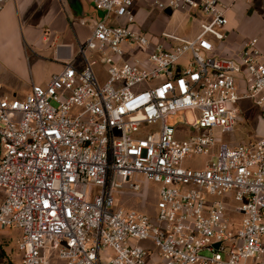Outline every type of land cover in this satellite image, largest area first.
Returning a JSON list of instances; mask_svg holds the SVG:
<instances>
[{
	"label": "built area",
	"instance_id": "2783aa9c",
	"mask_svg": "<svg viewBox=\"0 0 264 264\" xmlns=\"http://www.w3.org/2000/svg\"><path fill=\"white\" fill-rule=\"evenodd\" d=\"M90 1L104 14L75 57L23 99L0 87V228L20 231L21 264H264V50L229 46L234 0ZM140 2L200 11L198 33L132 28ZM241 100L260 134L219 141ZM185 110L192 123L168 124ZM194 157L202 168L182 165ZM140 179L158 185L152 215L115 204Z\"/></svg>",
	"mask_w": 264,
	"mask_h": 264
},
{
	"label": "crops",
	"instance_id": "0c3cea01",
	"mask_svg": "<svg viewBox=\"0 0 264 264\" xmlns=\"http://www.w3.org/2000/svg\"><path fill=\"white\" fill-rule=\"evenodd\" d=\"M223 1L230 3L233 0ZM237 1L232 3L236 7L239 6ZM231 12L234 17L235 13ZM97 13L90 0L7 2L0 12L1 92L19 98L30 91L31 83L44 85L64 62L76 56L78 43L85 41L99 19L95 16ZM229 30L227 42L230 47H237L241 41L233 36L232 28ZM251 37H257L264 50V39L255 35ZM40 70L47 72L44 78H36L35 73ZM3 198L4 193L0 190V203ZM2 229L8 228H0V264H21V253L16 247L19 236L11 247Z\"/></svg>",
	"mask_w": 264,
	"mask_h": 264
},
{
	"label": "rangeland",
	"instance_id": "374dc122",
	"mask_svg": "<svg viewBox=\"0 0 264 264\" xmlns=\"http://www.w3.org/2000/svg\"><path fill=\"white\" fill-rule=\"evenodd\" d=\"M246 1L248 2V0H238V3H236L239 4V8L236 7L235 4L229 7L227 16L230 23L226 26V31L229 33V29L232 28L233 36L237 38V41L246 40L253 35L258 36L260 40L264 39V0H250L248 3ZM96 9L98 11V16L95 15L96 18H102L104 12L97 7ZM230 11L235 13L234 17L231 16ZM133 12L135 14V22L132 28L145 32L156 39H159L158 35L161 32L171 33L182 38H193L198 33L200 20L203 18V14L200 11L184 12L174 10L171 14H167L155 6L143 5L141 2L136 4ZM149 50H152V45ZM190 60L191 57L189 53H187L181 59V62L185 64ZM94 71L100 82H103L106 78L104 67L96 65ZM35 74L36 78H44L47 72L45 73L40 70ZM23 97L24 96H21L19 98L23 99ZM238 108L241 114L239 123L231 133L218 134L217 137L219 141H226L230 145L242 144L249 140H254L260 134L262 124L258 119L252 102L250 100L238 101ZM192 121L193 115L189 110L179 111L175 115L169 116L167 119L168 124L174 126L183 123H192ZM177 133L179 137H185L188 134V130L180 129ZM206 158L207 157L186 158L182 165L193 169L202 168L206 162ZM140 180L145 185H143L140 191L131 192L124 190L116 193L115 204L117 207L134 208L152 215L156 211L155 204L158 185L153 182H146L143 179ZM237 218H240V216L237 215ZM7 228L8 229H2L1 232L5 235L8 244L12 247L15 243V239L19 236V232L14 227ZM2 246L3 245H1V247ZM148 246L151 248V245L148 244ZM54 256L55 254L53 253V257Z\"/></svg>",
	"mask_w": 264,
	"mask_h": 264
},
{
	"label": "water",
	"instance_id": "95a60500",
	"mask_svg": "<svg viewBox=\"0 0 264 264\" xmlns=\"http://www.w3.org/2000/svg\"><path fill=\"white\" fill-rule=\"evenodd\" d=\"M165 12H166L167 14H171V13H172V11H171L170 9H167Z\"/></svg>",
	"mask_w": 264,
	"mask_h": 264
}]
</instances>
